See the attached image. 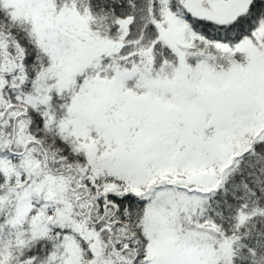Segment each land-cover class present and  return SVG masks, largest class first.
Instances as JSON below:
<instances>
[{
	"label": "snow or ice",
	"instance_id": "snow-or-ice-1",
	"mask_svg": "<svg viewBox=\"0 0 264 264\" xmlns=\"http://www.w3.org/2000/svg\"><path fill=\"white\" fill-rule=\"evenodd\" d=\"M0 264H264V0H0Z\"/></svg>",
	"mask_w": 264,
	"mask_h": 264
}]
</instances>
